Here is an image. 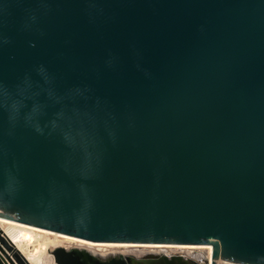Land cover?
Segmentation results:
<instances>
[{"label": "water", "instance_id": "95a60500", "mask_svg": "<svg viewBox=\"0 0 264 264\" xmlns=\"http://www.w3.org/2000/svg\"><path fill=\"white\" fill-rule=\"evenodd\" d=\"M0 218L264 264V0H0Z\"/></svg>", "mask_w": 264, "mask_h": 264}, {"label": "bare ground", "instance_id": "6f19581e", "mask_svg": "<svg viewBox=\"0 0 264 264\" xmlns=\"http://www.w3.org/2000/svg\"><path fill=\"white\" fill-rule=\"evenodd\" d=\"M0 225L5 232L11 237L15 244L21 249V251L28 257L32 264H57L53 257V250L57 247H65L66 249H82L87 250L92 254H96L102 258L119 255H133V256H150L146 254L151 253H164L175 252L181 253L187 250L186 245L175 244L172 248L166 249L168 243H160L156 252L151 250H144L140 248H134L129 253H123L119 247L115 244L107 243V247H104L100 241L90 240L87 238L55 231L52 229L32 225L29 223L14 221L11 219L0 218ZM69 238L83 239L79 242L70 240ZM108 242H122V243H134L139 245H152L156 246L159 242H129V241H108ZM81 243V244H80ZM86 244H91L87 246ZM139 253V254H138ZM141 254V255H140ZM171 256V255H169ZM187 256V255H182ZM199 258L198 263L204 264L205 261L208 264L212 263V255H199L195 256ZM217 264H246L243 262L219 258Z\"/></svg>", "mask_w": 264, "mask_h": 264}, {"label": "flooded vegetation", "instance_id": "af4514ba", "mask_svg": "<svg viewBox=\"0 0 264 264\" xmlns=\"http://www.w3.org/2000/svg\"><path fill=\"white\" fill-rule=\"evenodd\" d=\"M70 240L73 241H81L83 239H79V238H69ZM104 247H107V243H111V244H115L119 247V249L123 252V253H129V251L131 249L134 248H140V249H144V250H151L156 252V248H158V245L161 243L159 242L156 246H152V245H139V244H134V243H122V242H108V241H100ZM81 244V243H80ZM175 244H181V245H186L188 247H186L185 252H181V253H175V252H164V253H151V254H146V255H187L185 256L186 258H190L193 260H198L199 258H195V256H199V255H212V251H213V246L212 244H208V243H168L167 246H160L162 247H166V249H170L172 248ZM87 246H91L93 247L91 244H86ZM139 254V253H138ZM141 255V254H140Z\"/></svg>", "mask_w": 264, "mask_h": 264}, {"label": "rangeland", "instance_id": "374dc122", "mask_svg": "<svg viewBox=\"0 0 264 264\" xmlns=\"http://www.w3.org/2000/svg\"><path fill=\"white\" fill-rule=\"evenodd\" d=\"M54 257V256H53Z\"/></svg>", "mask_w": 264, "mask_h": 264}]
</instances>
